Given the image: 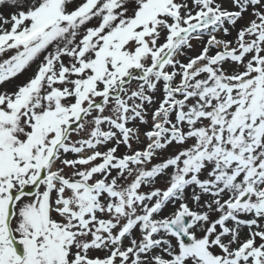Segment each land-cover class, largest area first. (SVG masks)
Masks as SVG:
<instances>
[{"label":"snow or ice","instance_id":"1","mask_svg":"<svg viewBox=\"0 0 264 264\" xmlns=\"http://www.w3.org/2000/svg\"><path fill=\"white\" fill-rule=\"evenodd\" d=\"M0 9V264H264V0Z\"/></svg>","mask_w":264,"mask_h":264},{"label":"rangeland","instance_id":"2","mask_svg":"<svg viewBox=\"0 0 264 264\" xmlns=\"http://www.w3.org/2000/svg\"><path fill=\"white\" fill-rule=\"evenodd\" d=\"M0 11H2L5 15H7L8 10L7 9H0ZM230 38V37H229ZM197 50H199V45L196 46ZM194 52H190L189 55H194ZM143 131V129H142Z\"/></svg>","mask_w":264,"mask_h":264}]
</instances>
